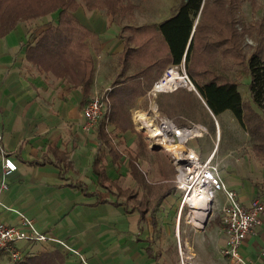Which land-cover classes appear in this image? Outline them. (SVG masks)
Here are the masks:
<instances>
[{
	"label": "crops",
	"instance_id": "0c3cea01",
	"mask_svg": "<svg viewBox=\"0 0 264 264\" xmlns=\"http://www.w3.org/2000/svg\"><path fill=\"white\" fill-rule=\"evenodd\" d=\"M77 1L73 15L90 31L86 45L93 74L86 86L74 80L78 76L73 68L62 74L48 63L38 66L30 56L44 30L57 24L58 10L18 20L0 33V143L17 165L5 177L8 187L0 192L2 202L30 217L40 231L77 248L87 264H181V258L185 264H235L222 254L224 234L202 236L195 230L200 235L191 236L181 228V206L178 211L171 207V190L159 188L167 181L165 173H157L153 183L158 186L143 173L156 166L144 159L147 144L133 145L132 116L128 113L126 124L120 125L124 103H137L129 111L142 110L140 102L148 96L157 113L156 97L174 94L151 91L171 64L157 63L168 53L155 28L160 20L123 23L99 5L90 8ZM105 88H110L111 109L92 131H83L85 102ZM136 148L142 168L132 157ZM251 151L253 160L245 152L237 157L234 173L221 170L224 182L244 205L253 198L264 201V154ZM203 153L229 164L225 151L219 155L212 148ZM1 217L9 223L17 220L16 213L6 209ZM263 240L264 219L242 241L241 255L264 264ZM17 247L22 258L10 261L2 253L0 264H27L40 254H46L42 264H85L53 243L18 242Z\"/></svg>",
	"mask_w": 264,
	"mask_h": 264
},
{
	"label": "trees",
	"instance_id": "16d2710c",
	"mask_svg": "<svg viewBox=\"0 0 264 264\" xmlns=\"http://www.w3.org/2000/svg\"><path fill=\"white\" fill-rule=\"evenodd\" d=\"M87 7L101 5L104 7L107 15H117L120 13L117 3L120 0H81ZM224 0H180L178 5L171 8L172 15L158 23L155 28L160 33L168 47L167 57H160L157 63L165 62L163 66L171 63L174 65L183 64L186 66L189 75L193 77L194 72L190 67L200 56L203 58V71L206 72L208 62L213 54L219 53L218 49L227 43L224 53L233 52L236 56L239 54V38L241 36L236 32L234 27L228 29L226 41L220 39V30L216 27L221 16L215 21L208 22L204 20L206 10L211 3L223 4L218 9L222 14L232 15L235 9L243 0H229L225 5ZM77 0H0V33L8 31L12 25L23 19L35 18L58 10L57 24L47 27L29 51L34 62L39 66L48 63V67H55L57 72L68 74V71H75L74 78L78 83L86 86L92 79V59L89 56L86 45V37L90 34L82 24L78 22L73 15L74 10L78 7ZM197 22L195 23V19ZM235 18L225 22L229 25L236 23ZM259 26L254 28L256 46L250 52L246 61L241 58L238 61L232 60L231 66H240L245 61V68L250 76L249 94L251 100H245L241 97L238 89V83L232 77L213 74V77L202 81H193V85L201 99L207 113L217 116L225 110H230L233 117L245 126L248 141H250L252 150L258 155L264 154V18L260 21ZM246 31L252 34V30L243 29L241 34ZM237 40L238 44H234ZM205 60V61H204ZM155 63V62H154ZM58 69V70H57ZM125 104V103H124ZM252 104L256 106L254 109ZM121 105V103L119 104ZM213 122V121H212ZM124 121L122 120L120 125ZM98 123H96L97 125ZM210 132H215V127L211 125ZM46 260L45 255L32 257L27 264H42Z\"/></svg>",
	"mask_w": 264,
	"mask_h": 264
},
{
	"label": "rangeland",
	"instance_id": "374dc122",
	"mask_svg": "<svg viewBox=\"0 0 264 264\" xmlns=\"http://www.w3.org/2000/svg\"><path fill=\"white\" fill-rule=\"evenodd\" d=\"M120 3H117V8L119 9L120 13H118V17H121L122 22H128L131 24H137L139 22L141 23H153L157 22L158 20L163 21L165 19H168L172 15L171 8L178 5L180 0H120ZM229 3V0H224V5L226 3ZM223 4L220 3H211V5L206 10L205 18L204 20L208 22L215 21L216 17H213L214 14L221 16L222 18L219 20L217 16V23L216 28L220 30V39H224L223 42L226 41V38L228 37V29L234 27L236 32L241 36L239 38V54L241 56H236L233 52H227L224 53L223 50H225L227 43H223V45L218 49L219 53H214L213 57L210 59L211 62H208L206 68L208 69L206 72L203 71V58L205 60L207 57L200 56L198 59H196L195 63L190 67V69L194 72L193 77L189 75V72L182 63L178 66H176V69L180 71L181 73H186L188 79L191 82L192 86H183L180 85L176 89L170 91H164V92H170L174 93L170 97H164L156 101L158 102V110L159 112L155 113L154 110L149 106V102L153 100H150L148 96L140 102V107L143 108L142 110H139L138 107L133 108L129 111V107L137 106L136 102L128 101L124 104V115L121 118V121L123 120L126 124V120L128 118V113L130 116H132V121L134 124L133 132L135 134V138L133 139V145H135V142L138 143L141 142L142 144H147L149 148L147 149V154L143 152L145 155L144 159L146 161H150L152 164H154L156 167L153 169H144L143 173L146 175L149 174V178L151 177V183L155 182V178H158L157 173H165L166 182H162L159 186L160 189H169L172 193V199L173 201L171 204V207L175 205L176 211H178L179 206H181V199L182 196L185 193V191L180 190L179 188L174 186V178L177 174L176 172V164L173 162L172 157V151L168 150L164 146L159 145L158 147L155 146V144H152V142L148 141V137L146 136V133L144 128H141V126H138L135 122V119L133 116L135 111L143 112L145 115H147L150 120L155 123L157 119L159 118H172L173 121L180 126H186L189 124V121L197 124V125H203L208 133H204L205 137L196 138L192 137L187 141V145H190L195 148V150L200 154V156H203V152L210 151L212 148L217 150V153L219 155H222V152H226L227 157L224 159L228 160L229 164L221 165L219 163V169L220 174H222L221 170H225L226 173H234L233 168L237 166V157L242 154V152H245L246 154L252 155L251 151V144L250 141H248V134L246 131L245 126H242L234 117H232L233 113L229 110H225L218 114L216 117L210 115L207 113L206 107L204 106L203 99H201L195 89V86L193 85V81L197 80L202 81L205 79H209L213 77V74H220L223 76H229L232 77L233 80L238 83V89L240 91L241 97H243L245 100H251L250 94H249V81L250 76L248 75V71L245 68L244 64L248 56L251 54L250 52L253 50V48L256 46V39H255V31L254 28L259 26V22L263 21L264 18V0H243L240 2L238 7L235 9V12L232 13V15L222 14L218 8L222 6ZM98 7L102 8L104 10V7L99 5ZM105 11V10H104ZM126 16V17H124ZM235 18L237 21L234 25L226 24L225 22L227 20H230L231 18ZM197 22V18L195 19ZM159 22V23H160ZM195 22V23H196ZM248 29V31L251 29L252 34L246 33V31L241 34L243 29ZM238 44L237 40H234V44ZM243 58L245 61H243L242 65L240 66H231L230 63L232 60L238 61V59ZM204 60V61H205ZM165 62H162L160 66H162ZM174 65V64H169ZM169 67V66H168ZM166 67L164 69V72H162L161 78L165 70L168 68ZM158 78V79H159ZM189 85V84H188ZM161 93V91H160ZM169 93V94H170ZM108 110L111 109V102L109 98V104H108ZM132 105V106H131ZM254 109H257L254 104H252ZM100 118H102L100 116ZM99 118V119H100ZM215 118H217V121H215ZM99 121V120H98ZM213 121V122H212ZM153 123V124H154ZM213 125L215 127V132H210V126ZM147 137V139H146ZM119 143H124V141L120 140ZM194 144L197 145V147L193 146ZM216 144V145H215ZM124 147V146H123ZM130 148V147H129ZM171 149V147H168ZM218 148V149H216ZM129 150V149H128ZM127 150V151H128ZM144 150V149H143ZM138 149L136 148L133 150V153L136 154L135 156H132L133 159L138 161L140 168L141 166V159L139 154L137 153ZM253 160V155H252ZM232 162V163H231ZM225 166H230L229 169H226ZM142 170V169H141ZM156 172L154 175L153 173ZM150 174H152L150 176ZM222 176V175H221ZM226 184V182H224ZM156 186H158L157 183H153ZM228 186V185H227ZM159 188H157L159 190ZM156 189V190H157ZM219 193L215 195V201L211 204L210 208V214L207 218L204 226L201 228H196L193 226L192 222L190 221L191 215H190V208L186 204H183V206L179 209V213L181 216L180 220V226L181 228L186 229L189 231V234L191 236H194L196 234L202 233L201 235H219L224 234L222 229V216L220 214V206L223 202L222 198L221 200L218 198ZM222 195V194H221ZM218 198V199H217ZM200 231L198 233L197 231ZM179 233H177V237H179ZM189 237V236H187Z\"/></svg>",
	"mask_w": 264,
	"mask_h": 264
},
{
	"label": "built area",
	"instance_id": "2783aa9c",
	"mask_svg": "<svg viewBox=\"0 0 264 264\" xmlns=\"http://www.w3.org/2000/svg\"><path fill=\"white\" fill-rule=\"evenodd\" d=\"M176 66L178 65H169L164 75L152 84L151 91H172L180 85L192 86L186 73L178 71ZM173 76L177 77V83H175ZM170 78H172L171 85L167 82ZM109 91L110 88L98 91L85 102L82 109L83 121L80 126L83 131H92L100 116L106 113L109 106ZM151 123H154L153 120ZM153 127L157 129V133H155V139L150 142L164 146L167 149L169 146L171 147L173 162L176 164L175 169L177 172L174 178L175 187L189 192L191 186L182 184V176L183 178H188L195 175L200 177L201 181L203 180L205 187L207 186L211 194V204L215 201L217 192L220 191L222 193L223 202L220 206V214L225 235V245L222 249V254L231 258L235 264H256L254 260H248L241 255L240 245L248 234L254 232L256 227L262 223L264 219V201L259 198H253L249 204H242L237 198L235 191L224 183L220 171H218L219 163L214 160L213 153L201 157L194 147L187 145V141L190 138L208 133L203 125H197L189 121L186 126H180L172 118H159L153 124ZM161 141L165 145L160 144ZM0 158V192H2L8 187L5 177L13 172L17 165L7 156V151L3 149L1 143ZM187 194L185 193L182 196L181 207L185 204L183 200ZM2 209L16 213V222L9 223L3 220L1 217ZM18 242H47L60 245L63 249L75 254L82 263L87 264L77 248L73 249L64 239L58 238L56 235L40 231L30 217L17 208L5 205L0 198V254H5L10 261L20 260L23 255L17 247ZM181 264H185L182 258Z\"/></svg>",
	"mask_w": 264,
	"mask_h": 264
},
{
	"label": "bare ground",
	"instance_id": "6f19581e",
	"mask_svg": "<svg viewBox=\"0 0 264 264\" xmlns=\"http://www.w3.org/2000/svg\"><path fill=\"white\" fill-rule=\"evenodd\" d=\"M175 83L178 82L177 77L173 76ZM167 82L172 84V78L168 80ZM134 119L138 126H141V128H144L146 133V136L148 137V140L151 141L152 139H155V133H157V129L153 127V124L151 123L150 118L145 115L143 112L135 111L134 112ZM160 144L165 145L160 142ZM168 150H171L168 148ZM182 184H187L191 186L188 194L184 198V203L190 208V221L192 222L193 226L196 228H201L204 226L206 221V216L211 208V194L209 193V190L207 186H204L203 180L201 181L200 177H196L195 175L183 178L182 176Z\"/></svg>",
	"mask_w": 264,
	"mask_h": 264
},
{
	"label": "water",
	"instance_id": "95a60500",
	"mask_svg": "<svg viewBox=\"0 0 264 264\" xmlns=\"http://www.w3.org/2000/svg\"><path fill=\"white\" fill-rule=\"evenodd\" d=\"M195 22H196V21H195ZM155 146L158 147L159 145H156V144H155ZM209 214H210V210H209V212H208V214H207V216H206V220H207V218L209 217ZM205 222H206V221H205Z\"/></svg>",
	"mask_w": 264,
	"mask_h": 264
}]
</instances>
